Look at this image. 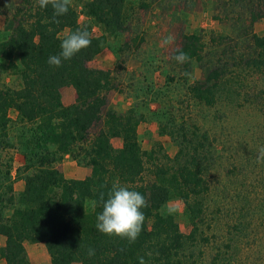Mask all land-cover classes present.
<instances>
[{"label": "trees", "instance_id": "16d2710c", "mask_svg": "<svg viewBox=\"0 0 264 264\" xmlns=\"http://www.w3.org/2000/svg\"><path fill=\"white\" fill-rule=\"evenodd\" d=\"M128 1L89 0L83 13L106 34L124 32ZM261 2L264 4V0ZM19 4L21 7L7 19L6 27L11 33L0 43V58L5 62L0 63V70H18L21 87L0 89V137L6 135L9 110L17 113L20 123L33 127L29 136L19 140L25 175L24 188L17 196L11 182V164L4 172L0 169L3 264H30L26 242L44 244L48 264H139L140 257L146 264H199L202 250L194 251L198 243L196 235L207 210L204 200L210 191L205 177L210 164L202 141L206 136L197 138L195 132L181 128L179 142L171 136L178 150L173 159L166 157L170 164L151 165L152 180L145 181L146 165L158 157L154 150L141 149L137 135L140 118L133 110L117 112L109 106L108 94L116 91L117 85L109 71L89 66L101 52L107 35L93 36L91 25L81 23L71 5L66 15L57 17L51 4L46 8L39 7V0H19ZM263 18L261 14L252 15L249 26L252 28L254 22ZM78 30L89 33L90 46L71 60L63 61L60 67L50 66L48 58L59 54L61 41ZM228 39L221 35L216 38V52L220 51L215 60L217 65L205 66L204 78L188 87L192 99L199 103L215 104L220 88L227 86V67L243 68L254 74L264 71V35L250 29L233 45ZM204 46L197 34L183 36L175 54L182 50L189 56L183 63L186 75L190 60L200 63L204 60ZM236 84L239 92L238 88L247 87L248 83ZM64 87L75 92L74 102L67 106L62 103ZM114 140L120 141L118 148L114 147ZM87 145L89 148H82ZM80 147L90 173L84 179H66L55 164L65 155L77 158L74 151ZM251 176L250 171L243 178L250 181ZM114 183L138 191L147 202L142 231L134 243L104 235L96 228V216L102 210L101 196L106 199ZM172 197H178L185 205L192 226L189 234L181 232L173 215L160 212ZM244 212L248 216L246 209ZM218 213L217 210L216 216ZM258 219L253 225L243 218V224L234 227L236 236L245 230L243 241L234 238L224 241V251L216 252L208 264H250L248 250L256 255L253 264L262 263L264 216ZM200 242L206 244L209 238L202 236ZM240 245L247 250L245 256L238 258L236 255L242 252ZM89 249L94 250L93 255H89Z\"/></svg>", "mask_w": 264, "mask_h": 264}, {"label": "rangeland", "instance_id": "374dc122", "mask_svg": "<svg viewBox=\"0 0 264 264\" xmlns=\"http://www.w3.org/2000/svg\"><path fill=\"white\" fill-rule=\"evenodd\" d=\"M87 1L70 0V5L81 23L91 25L93 36L107 35L101 52L89 66L111 73L117 90L108 94L109 106L117 112H135L140 118L137 135L141 149L154 150L158 157L146 165L144 180H152L151 165L170 164L166 157L173 159L178 150L171 136L179 142L181 128L195 132L197 138L206 136L202 141L210 164L205 176L210 191L204 200L207 210L198 225V243L194 251L202 250L198 263L208 264L216 252L224 251V241L230 238L243 241L245 230L236 236L234 229L243 224V218L254 225L264 216V160L256 161L259 149L264 148V71L254 74L243 68L227 67V86L220 88L212 106L192 99L188 87L204 78L205 66L217 65L215 60L220 51L216 52L215 42L219 35L231 38V42L227 41L230 45L241 41L244 32L250 29L259 36L264 35V18L254 22L252 28L249 26L252 15H264V4L261 0H130L125 7V31L106 34L84 15L83 6ZM18 7H21L19 0H0V43L10 35L7 19L12 18ZM189 34L202 37L205 58L201 63L190 60L186 75L184 64H177L173 57L183 36ZM167 37L172 38V43L166 46L163 40ZM0 63L5 64L1 58ZM245 81L247 87L242 86L237 92L236 83ZM20 87L18 70H0V89ZM61 92L62 103L75 100L71 87H64ZM8 118L6 135L0 137L3 142L0 169L4 172L11 164V182L17 196L24 188L25 175L19 140L29 136L33 125L20 123L14 110H9ZM112 143L117 148L121 144L118 140ZM5 145L8 147L4 148ZM82 148H89V145ZM74 153L77 158L65 155L55 166L66 179H84L90 173L85 165V152L80 147ZM249 170L253 174L250 181L243 178ZM160 212L173 215L181 232L189 234L192 226L181 199L170 198ZM9 214L7 211L6 215ZM202 236L209 238V242H200ZM4 243L5 238L0 236V247ZM24 246L30 264H48L44 244L26 242ZM240 247L242 252L236 255L238 258L245 256L247 250ZM248 253L249 262L253 264L256 255L252 250ZM3 263L0 259V264Z\"/></svg>", "mask_w": 264, "mask_h": 264}, {"label": "clouds", "instance_id": "9594fccd", "mask_svg": "<svg viewBox=\"0 0 264 264\" xmlns=\"http://www.w3.org/2000/svg\"><path fill=\"white\" fill-rule=\"evenodd\" d=\"M51 4L54 15L59 17L69 11L70 0H39V7L46 8ZM172 43V38L163 40L164 45ZM91 39L86 30L75 31L66 36L60 43V52L48 58V64L60 67L63 61L71 60L82 49L89 47ZM173 59L177 64H183L189 60V56L182 50H178ZM258 160H264V148L259 149ZM102 210L96 216L97 230L107 236H115L134 243L139 237L145 220L143 209L147 207L144 196L138 191L131 190L119 183H114L107 192L105 199L101 196ZM94 250L89 249V255ZM139 264H146L143 257L139 258Z\"/></svg>", "mask_w": 264, "mask_h": 264}, {"label": "crops", "instance_id": "0c3cea01", "mask_svg": "<svg viewBox=\"0 0 264 264\" xmlns=\"http://www.w3.org/2000/svg\"><path fill=\"white\" fill-rule=\"evenodd\" d=\"M61 93H62V92H61ZM71 93H72V92H71ZM73 102H74V100H72L70 103H66V104L63 102V105L67 106V105L72 104Z\"/></svg>", "mask_w": 264, "mask_h": 264}]
</instances>
